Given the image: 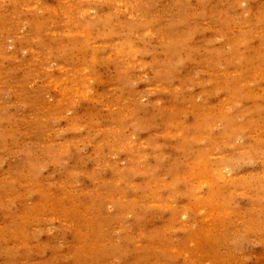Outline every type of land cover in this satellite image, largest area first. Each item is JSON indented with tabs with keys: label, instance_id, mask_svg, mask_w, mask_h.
<instances>
[{
	"label": "rangeland",
	"instance_id": "obj_1",
	"mask_svg": "<svg viewBox=\"0 0 264 264\" xmlns=\"http://www.w3.org/2000/svg\"><path fill=\"white\" fill-rule=\"evenodd\" d=\"M0 264H264V0H0Z\"/></svg>",
	"mask_w": 264,
	"mask_h": 264
}]
</instances>
